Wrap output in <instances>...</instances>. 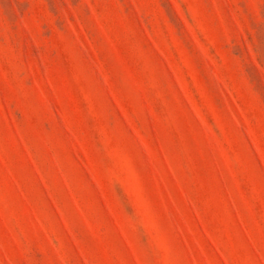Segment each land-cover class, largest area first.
I'll return each mask as SVG.
<instances>
[{
	"label": "rangeland",
	"instance_id": "obj_1",
	"mask_svg": "<svg viewBox=\"0 0 264 264\" xmlns=\"http://www.w3.org/2000/svg\"><path fill=\"white\" fill-rule=\"evenodd\" d=\"M0 264H264V0H0Z\"/></svg>",
	"mask_w": 264,
	"mask_h": 264
}]
</instances>
